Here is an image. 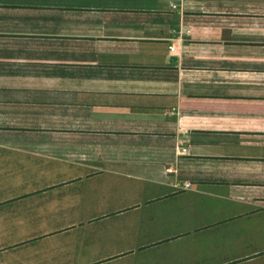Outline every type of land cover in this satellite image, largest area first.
Here are the masks:
<instances>
[{"label":"crops","instance_id":"obj_1","mask_svg":"<svg viewBox=\"0 0 264 264\" xmlns=\"http://www.w3.org/2000/svg\"><path fill=\"white\" fill-rule=\"evenodd\" d=\"M0 264H264V0H0Z\"/></svg>","mask_w":264,"mask_h":264},{"label":"built area","instance_id":"obj_2","mask_svg":"<svg viewBox=\"0 0 264 264\" xmlns=\"http://www.w3.org/2000/svg\"><path fill=\"white\" fill-rule=\"evenodd\" d=\"M174 48L173 47H170V50H173Z\"/></svg>","mask_w":264,"mask_h":264}]
</instances>
